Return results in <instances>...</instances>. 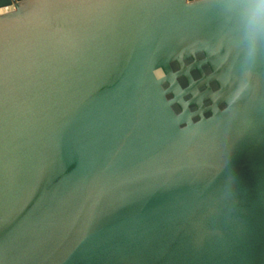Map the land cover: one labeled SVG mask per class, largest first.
Wrapping results in <instances>:
<instances>
[{
  "label": "water",
  "instance_id": "water-1",
  "mask_svg": "<svg viewBox=\"0 0 264 264\" xmlns=\"http://www.w3.org/2000/svg\"><path fill=\"white\" fill-rule=\"evenodd\" d=\"M0 264H264L259 0H0Z\"/></svg>",
  "mask_w": 264,
  "mask_h": 264
},
{
  "label": "clouds",
  "instance_id": "clouds-1",
  "mask_svg": "<svg viewBox=\"0 0 264 264\" xmlns=\"http://www.w3.org/2000/svg\"><path fill=\"white\" fill-rule=\"evenodd\" d=\"M201 2V0H184V3L186 6H193V5H196V4H199ZM259 5L262 9H264V0H259ZM195 54V53H193ZM174 69H175V66H173ZM152 75L155 79V81L157 83H160L162 81H165L167 79V75L165 73V71L162 69V68H154L153 71H152ZM162 87V91L163 93L165 94V101L167 103V105L172 108L174 114H175V117H176V121L177 123L180 122L181 118L184 116V110H176L175 108V98L174 97H168L166 94H167V91H168V88L167 86H164L163 84L161 85ZM183 91V89H182ZM243 92V89L241 90H238L236 93H234V95L232 96L231 98V101L230 103H234L235 100H237L241 93ZM215 92L213 93V96L215 97ZM190 103V100L188 99H185L184 101V109L188 106V104ZM228 108L227 107H224V108H217V111H227ZM191 116L189 117L188 119V122L186 124H184L182 127H181V131H186L188 129V126L191 124V125H199L200 124V120L199 119H195L194 117L196 116V113H197V109H191ZM210 118V117H209Z\"/></svg>",
  "mask_w": 264,
  "mask_h": 264
}]
</instances>
